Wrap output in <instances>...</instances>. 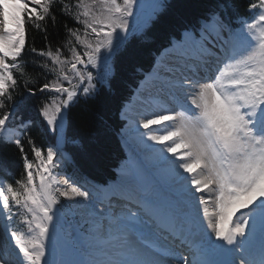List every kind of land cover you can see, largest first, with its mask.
<instances>
[{"label":"snow or ice","instance_id":"snow-or-ice-1","mask_svg":"<svg viewBox=\"0 0 264 264\" xmlns=\"http://www.w3.org/2000/svg\"><path fill=\"white\" fill-rule=\"evenodd\" d=\"M138 2L75 0L73 5L59 0L61 13L82 25L83 35L80 28L65 25L68 58L60 47H33L35 56L51 61V66H36L54 78L42 84L31 78L24 82L29 96L37 91L52 94L39 114L53 133L62 132L65 112L80 89L87 97L107 80L110 61L127 39L129 17ZM56 3L0 0V143L15 144L26 174L15 187L0 182V219L5 221L0 264H57L48 257L58 249L61 197L86 211L88 219L76 238L82 258L59 264H236L237 259L239 264H264V0H250L248 10L255 14L239 29L225 22L223 5L184 28L162 54L167 61L158 59L137 89V95L147 93L145 103L152 106L136 125L144 129L140 142L147 158L163 166L160 170L176 199L161 205L138 186L137 173L128 170L124 175L129 187L119 197L123 203L105 198L99 208L89 191L58 179V150L37 147L27 131L31 121L17 116L24 97L13 95L19 86L15 73L26 75L21 61L27 25L47 33L41 24L49 18L55 23ZM152 9L142 26L163 10L162 0ZM89 66L103 67V72L94 77ZM169 102L174 107H168ZM25 135L34 160L21 140ZM62 139L57 137L58 145ZM14 208L26 233L11 226ZM161 240L171 241V246ZM222 255L233 258L217 259Z\"/></svg>","mask_w":264,"mask_h":264},{"label":"trees","instance_id":"trees-1","mask_svg":"<svg viewBox=\"0 0 264 264\" xmlns=\"http://www.w3.org/2000/svg\"><path fill=\"white\" fill-rule=\"evenodd\" d=\"M64 2L74 5L75 0ZM249 2L250 0H162L163 10L158 12L147 26H142V21L116 51L110 63L111 72L107 80L98 83L96 91L90 96H84L80 89V95L74 98L66 110L67 123L62 149L71 158L70 169H73L76 175L92 182L108 185L115 181L118 168L127 158L120 139L125 121L119 117V112L124 102L135 93V88L145 72L151 70L157 55L171 43L172 38L179 37L184 28L196 24L211 11L217 10L220 5L224 6L222 15L225 22L234 29H239L243 20H251L254 15V12L248 10ZM61 7L57 0L53 6L55 23L49 18L41 24V29L47 28V33L32 24L27 25V47L21 61L26 63V75L20 76L19 73H15L19 86L13 95L17 99L24 97V103L17 116L24 121H31L27 131L36 146L45 150L55 146L57 133L47 128L39 109L43 103L50 102L49 97L52 94L37 91L36 95L29 96L25 91L24 82L31 78L42 84L46 78L49 80L54 78L52 74L36 66L45 62L51 66V61L35 56L31 51L33 47L45 51L49 46L53 51L60 47L62 56L68 58L70 53L64 47L69 39L65 25L68 28H80L83 35V26L77 25L70 16L62 14ZM138 12L139 9L136 7L135 15L129 17V29L136 21ZM75 47L83 52L80 45ZM88 70L93 72L94 77L98 72H103V68L95 70L89 67ZM86 83L85 81V85ZM28 138L25 135L21 140L29 158L34 160L27 143ZM25 175L21 154L15 144L0 143V180L13 183L15 187V181L24 178ZM13 211L16 212L14 227L27 229L20 212L15 208Z\"/></svg>","mask_w":264,"mask_h":264},{"label":"rangeland","instance_id":"rangeland-1","mask_svg":"<svg viewBox=\"0 0 264 264\" xmlns=\"http://www.w3.org/2000/svg\"><path fill=\"white\" fill-rule=\"evenodd\" d=\"M151 0H139L138 7V17L140 16V23L144 20L145 17L149 16L152 12V7H149V3ZM156 2V0L152 1V6ZM142 14V15H141ZM165 52V51H164ZM163 52V53H164ZM162 53V54H163ZM160 55L158 59L166 60V56ZM157 59V60H158ZM156 60V63H157ZM156 65V64H155ZM153 71V69H152ZM151 71V72H152ZM149 72V73H151ZM148 73V74H149ZM147 74V75H148ZM145 75V77L147 76ZM144 77V79H145ZM141 85V82H140ZM140 87V86H139ZM141 95H137V93L125 104L121 111V118L124 119L126 122L121 129V141L122 145L128 155V159L125 163H123L118 168L116 182L107 187L109 196L114 197L117 191H121L124 188H128L129 185L126 182V178L124 173L128 170H132L137 173V184L140 187L146 189L147 194L154 200L160 202L161 205H166L173 202L176 199V193L174 187L168 182L166 179L165 174H163L160 170L161 167H157L154 165L147 156V153L144 145L140 142L139 133L143 132L144 129H138L136 127L137 122L131 119L132 116H138V113H134L135 109H137L136 102H143ZM64 131V129H63ZM59 136V132H58ZM63 136V133H62ZM159 147V146H157ZM58 150L59 156L57 157L58 162L62 165V167L58 170L60 173V177L63 179H68L70 182L75 183L77 186L81 187L82 190H87L92 194L93 201H96V205L99 206L98 200L100 198V194L105 192L104 187L102 186H95L91 183L77 180V178L72 175V173H67V166H68V157L65 153ZM67 173V174H66ZM38 183V182H37ZM60 186V185H59ZM61 188L67 190V185L60 186ZM210 195V194H206ZM64 207L61 208V211L58 213L60 217V228H59V236H58V249L55 256H49L48 259H55L57 264H59L60 260H78L82 258V254L79 249V245L76 242V238L83 234L82 229L86 228L85 220L88 219L86 211L76 206V203L73 201L65 200L61 197ZM79 200V198H77ZM81 203L88 204L90 202L87 201H80ZM71 205V209L68 207ZM209 207L211 208L212 205L210 204ZM246 211V210H241ZM202 216V213H201ZM239 216V213H237ZM236 217H234L235 219ZM74 221V223H73ZM206 227V225H205ZM214 239V237H213ZM60 241L63 242V246H60ZM74 247V248H73ZM61 248H68L73 249L76 253H80L77 258L67 257L64 255H60L59 253H67ZM233 256L229 255H222L217 257V259L228 260L232 259ZM236 264H239V260L237 259Z\"/></svg>","mask_w":264,"mask_h":264},{"label":"bare ground","instance_id":"bare-ground-1","mask_svg":"<svg viewBox=\"0 0 264 264\" xmlns=\"http://www.w3.org/2000/svg\"><path fill=\"white\" fill-rule=\"evenodd\" d=\"M164 59H167V57L166 58H164ZM165 62H166V60H165ZM142 81H144V79L142 80ZM153 91V94H155V89H153L152 90ZM147 95V93L145 92L144 94H142L141 95V97H142V101L143 102H136L135 103V105H137V109H135V112L134 113H138V116H132V117H130L131 119H133L134 121H136L137 122V124H138V120H139V118H140V116L141 115H143V114H145L146 112H149V111H151L152 110V106L150 105V104H147V103H145V96ZM167 106L168 107H174V105L171 103V102H169L168 104H167ZM137 127V126H136ZM64 129V128H63ZM142 129V128H141ZM62 133H63V130H62V132H59V136H62ZM58 179H60L61 181H63L64 179L62 178V177H60V176H58ZM60 186H65L63 183H61L60 184ZM105 198H110L109 196H107V194H104V197L103 198H101V199H99L98 200V203H99V201L100 200H104ZM113 203H115V204H119V203H123V201H120L119 199H113V201H112ZM99 206H97L96 205V207L97 208H99V207H101V205L100 204H98ZM167 205V204H166ZM2 225H1V221H0V243H1V246H2V248H3V244H4V240H3V231L4 230H2ZM161 243L162 244H165V245H169V246H171V242L170 241H164V240H161ZM178 243V242H177ZM175 247V246H174ZM179 248V247H178ZM179 249H181V248H179ZM174 250V249H173ZM174 251H176L177 252V250H174ZM60 255L62 254H66V255H69V252H67V253H59ZM182 254H186L185 252H184V250H183V253Z\"/></svg>","mask_w":264,"mask_h":264}]
</instances>
